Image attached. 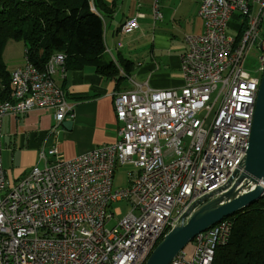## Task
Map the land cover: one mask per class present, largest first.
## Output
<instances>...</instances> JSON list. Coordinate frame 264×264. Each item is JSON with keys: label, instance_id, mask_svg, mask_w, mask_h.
<instances>
[{"label": "built area", "instance_id": "1", "mask_svg": "<svg viewBox=\"0 0 264 264\" xmlns=\"http://www.w3.org/2000/svg\"><path fill=\"white\" fill-rule=\"evenodd\" d=\"M160 1L151 0L154 20L163 17ZM199 1L205 30L184 36L183 87L154 90L130 78L135 87L114 98L117 142L70 160L53 145L51 160L42 151L44 165L15 183L1 156L4 118L52 109L54 133L75 117V105L54 78L58 67L65 74L63 54L53 55L43 70L26 57L12 71L11 94L0 98V264H145L152 245L181 224L184 213L207 195L227 190L235 171L242 170L264 72V0H257L248 48L229 63H222L223 50L235 39L228 23L236 13L244 19L247 0ZM138 28V17H131L119 33ZM258 40L259 68L245 69ZM125 164L136 169L126 188L114 190L116 170ZM114 203L128 209L110 228L122 215ZM232 227L230 220L215 224L194 238L193 253L184 249L170 264H212Z\"/></svg>", "mask_w": 264, "mask_h": 264}, {"label": "crops", "instance_id": "2", "mask_svg": "<svg viewBox=\"0 0 264 264\" xmlns=\"http://www.w3.org/2000/svg\"><path fill=\"white\" fill-rule=\"evenodd\" d=\"M101 1L113 10L112 14L101 10L106 57L115 62L122 77L107 78L94 66L68 70L65 74L58 67L54 78L65 90L68 101L75 105V117L65 119L54 133H51L55 125L52 109H34L5 117L1 156L6 176L12 183L27 176L35 165H44L39 158L42 151L51 160L49 149L53 145L61 158L70 160L98 146L117 142L119 125L114 98L135 87L130 78L154 90L181 88L185 84L181 71L184 36L205 30L199 15V0H161L160 20H154L151 0ZM135 16L139 28L127 34L119 33L123 23ZM179 36L182 43L177 42ZM118 42L123 44L122 48H118ZM127 60L132 61L129 70L123 64ZM65 122L71 125L66 126Z\"/></svg>", "mask_w": 264, "mask_h": 264}, {"label": "trees", "instance_id": "3", "mask_svg": "<svg viewBox=\"0 0 264 264\" xmlns=\"http://www.w3.org/2000/svg\"><path fill=\"white\" fill-rule=\"evenodd\" d=\"M110 9L101 0H0V98L11 94L12 72L2 60L10 41L24 43L25 58L38 70L61 53L66 71L94 66L107 78L122 77L106 57L101 10L112 14ZM123 64L129 70L132 61ZM224 220L232 221V232L212 264H264V196Z\"/></svg>", "mask_w": 264, "mask_h": 264}, {"label": "water", "instance_id": "4", "mask_svg": "<svg viewBox=\"0 0 264 264\" xmlns=\"http://www.w3.org/2000/svg\"><path fill=\"white\" fill-rule=\"evenodd\" d=\"M70 126L71 122H65ZM226 191L207 195L156 245L145 264H170L200 233L264 196V72L257 92L253 127L242 170L235 171ZM199 204V205H198Z\"/></svg>", "mask_w": 264, "mask_h": 264}, {"label": "rangeland", "instance_id": "5", "mask_svg": "<svg viewBox=\"0 0 264 264\" xmlns=\"http://www.w3.org/2000/svg\"><path fill=\"white\" fill-rule=\"evenodd\" d=\"M106 20L108 21L107 17ZM240 22H241V17L239 16L238 13L232 16L228 23L229 26L228 34L235 36L240 26V24L238 23ZM261 33L264 34V23L262 25ZM177 42L182 43L183 38L179 36L177 38ZM258 46H259V40L253 45V48L248 53L245 59V63H244L245 69L257 70L259 68V56L261 55V52ZM2 60L3 63L6 65V69L8 71H12V69H14L17 66V64H19L20 62H22L20 66H23L25 64L24 43L22 41H10L5 48ZM135 169L136 167L133 164L132 165L125 164L119 166L116 170V174L114 178V186H113L114 190L126 188L129 185V172ZM117 206L122 208V215L116 216L111 222L108 223V227L110 228H112L116 224L117 219H120L128 209L124 204L114 203V207ZM193 251H194V245L191 242L185 248V252L191 254L193 253Z\"/></svg>", "mask_w": 264, "mask_h": 264}, {"label": "bare ground", "instance_id": "6", "mask_svg": "<svg viewBox=\"0 0 264 264\" xmlns=\"http://www.w3.org/2000/svg\"><path fill=\"white\" fill-rule=\"evenodd\" d=\"M93 10L95 9L93 8ZM257 13V0H247V10L244 12V19L240 22L234 41L230 46H226L222 52V63H229L231 59L238 58L242 54V51L248 48L247 39L250 36L252 28L255 26ZM28 99H35V92H28ZM154 248L155 245H152V251Z\"/></svg>", "mask_w": 264, "mask_h": 264}]
</instances>
